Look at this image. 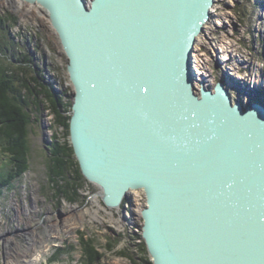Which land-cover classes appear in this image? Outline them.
Here are the masks:
<instances>
[{"label": "water", "instance_id": "1", "mask_svg": "<svg viewBox=\"0 0 264 264\" xmlns=\"http://www.w3.org/2000/svg\"><path fill=\"white\" fill-rule=\"evenodd\" d=\"M68 60L69 141L117 208L146 197L153 264H264V106L195 92L192 54L215 0H20Z\"/></svg>", "mask_w": 264, "mask_h": 264}, {"label": "rangeland", "instance_id": "2", "mask_svg": "<svg viewBox=\"0 0 264 264\" xmlns=\"http://www.w3.org/2000/svg\"><path fill=\"white\" fill-rule=\"evenodd\" d=\"M4 13L17 18L7 32L16 37L15 57L32 52L54 89L73 98L68 60L47 12L29 9L21 1L0 0V16ZM192 69L198 95L202 87L213 91L224 82L232 102L264 106V0H215L194 46ZM255 80L260 87L254 86ZM52 125L53 117L44 109L39 122L31 125L30 170L0 194V264H80L77 231L95 239L105 262L130 264L117 253L133 243L129 237H142L145 194L130 191L119 207L108 208L101 189L90 183L81 192L84 202L70 205L53 198L45 167L55 133ZM120 234L126 238L108 251L105 245ZM69 246L74 247L70 254L52 258Z\"/></svg>", "mask_w": 264, "mask_h": 264}, {"label": "trees", "instance_id": "3", "mask_svg": "<svg viewBox=\"0 0 264 264\" xmlns=\"http://www.w3.org/2000/svg\"><path fill=\"white\" fill-rule=\"evenodd\" d=\"M11 22V23H10ZM17 18L4 13L0 16V194L11 189L13 183L30 170V133L33 122H39L44 109L53 117L52 141L48 147L46 176L53 198L73 205L84 202L81 192L90 183L84 178L69 142V124L72 112V97L67 91H56L43 64H39L32 52L15 57V36L7 34ZM41 66V67H40ZM81 252L80 264H109L104 261L94 238L85 237L77 231ZM135 235V234H134ZM136 236V235H135ZM125 235L110 239L105 245L113 251ZM117 254L130 264H153L142 237ZM74 247L58 249L52 257L58 259L63 253L70 254Z\"/></svg>", "mask_w": 264, "mask_h": 264}, {"label": "bare ground", "instance_id": "4", "mask_svg": "<svg viewBox=\"0 0 264 264\" xmlns=\"http://www.w3.org/2000/svg\"><path fill=\"white\" fill-rule=\"evenodd\" d=\"M5 2H9V1H12V0H4ZM16 1H20V0H16ZM22 4H24L23 2H21ZM24 6H26V7H28L29 9L31 8H39V9H41V7H39V6H37V5H29V4H24ZM194 71V70H193ZM195 71H197L198 73L200 72V69H198V67L195 69ZM256 82L254 83V86L256 85L257 87H260V85H261V82H258V80H255ZM223 84H224V86H225V84L226 83H224L223 82ZM226 87V86H225ZM140 192V191H139ZM32 261V260H31Z\"/></svg>", "mask_w": 264, "mask_h": 264}]
</instances>
